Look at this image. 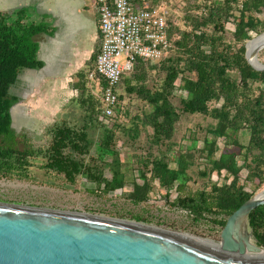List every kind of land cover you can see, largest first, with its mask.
<instances>
[{"label": "trees", "instance_id": "obj_1", "mask_svg": "<svg viewBox=\"0 0 264 264\" xmlns=\"http://www.w3.org/2000/svg\"><path fill=\"white\" fill-rule=\"evenodd\" d=\"M182 10L187 29L168 20V37L173 44L170 52L176 51L177 56L167 55L161 60L164 79L160 89L150 91L146 88L143 72L133 75L136 84L124 79L125 88L140 95L148 104L150 110L144 113L141 121L150 127L149 141L157 149L172 137L180 112L210 117L214 123L205 129L203 146L197 150L205 164L199 175L208 177L212 172L219 174L224 170L229 180L212 182L209 187L195 190L188 186L190 177L186 172L196 146L191 132L192 141L186 150L176 151L169 158L161 149L158 155L148 151L146 157L137 159L142 183L133 181L128 196L135 203L148 200L153 190L151 182L156 179L166 198L175 187L177 196L173 205L186 210L196 220L211 217L223 227L234 210L264 188V71L253 69L245 57L246 43L252 34L264 32V19L256 15L264 11V0H202L191 6L187 4ZM230 20L234 27L232 41L226 38V23ZM42 32H47L45 25L29 21L24 8L0 12V176L27 178L31 160L41 156L44 159L42 168L63 176L70 184L83 175L102 192L123 188L127 171L122 170L126 165L119 160L115 128L131 134L136 132V127L126 129L117 118L112 123L115 128L102 125L96 157L89 156L94 143L89 137L88 125L97 119L101 109H95L94 103V100H100L86 93L87 76L82 71L75 74L77 80L72 86L80 91L79 104L86 108L88 118L85 123L80 127H71L67 123L53 126L50 143L43 148L35 149L24 136L23 147L19 146L20 138L11 120V105L16 98L10 89L19 73L42 66L35 40ZM97 52L90 58L93 63ZM144 62L147 61L137 59L133 70L142 69ZM93 70L94 66L88 72ZM178 78L180 89L186 92V97L179 100V111L169 100ZM99 83L104 85L100 78ZM121 99L118 94L119 115ZM217 102L219 106L213 105ZM242 129L248 134L246 145L237 137V132ZM219 138L225 140L221 150L217 145ZM169 149L171 147H167ZM106 157L111 158L110 162H106ZM238 158L242 159V166L238 164ZM169 159H174L175 168L169 166ZM104 166L111 173L110 179L104 177ZM242 168L246 170L243 183ZM247 218L257 244L264 246V205L250 211Z\"/></svg>", "mask_w": 264, "mask_h": 264}, {"label": "rangeland", "instance_id": "obj_2", "mask_svg": "<svg viewBox=\"0 0 264 264\" xmlns=\"http://www.w3.org/2000/svg\"><path fill=\"white\" fill-rule=\"evenodd\" d=\"M202 0H168L170 16L168 19H172L174 24L181 29H187L186 23H184V8L187 4L193 5V3ZM90 5L91 1L86 0ZM198 4V3H197ZM91 20H94V16L91 13V8L85 13ZM257 17L264 19V11L257 13ZM233 23L232 20L226 23V38L229 41L233 40ZM264 33V32H262ZM260 33V34H262ZM260 34H252V38L247 43H250L252 39L256 38ZM78 47L90 48L93 46L91 40H87L84 36V40H72ZM249 45V44H248ZM263 45V44H262ZM261 45V46H262ZM99 42L94 46L93 51H97ZM264 47L256 52L255 57L249 56L252 64L264 65ZM168 56H177L176 51H172ZM67 63L64 70L73 71L75 68L74 61ZM123 62V58H122ZM160 62L150 63L144 62L141 68L132 70L130 73L125 74L123 80L118 85V94L122 96L121 99V115L117 116V121L126 129L135 128L136 132L127 134L123 132L121 128H115L113 125L111 128H115L116 149L118 151L120 163H124L126 166H122V170H126L125 185L123 188L116 189L111 192H102L99 187L92 182H89L85 176L80 175L76 178L74 184L68 183L63 176L54 174L44 168L43 157H34L31 162L32 165L28 168V177H2L0 176V202L14 203L20 205H30L48 209L64 210L71 212H79L97 216L111 217L116 219H122L127 221H137L149 226L160 228L174 233L190 235L198 239L208 240L215 243H220V234L222 226L216 224L211 217L203 219H194L190 213L186 210L179 208L177 205H173L172 202L177 196L175 187L169 191V197L164 196V191L159 187L156 179L152 180L153 190L149 193V199L140 203L133 202L128 193L132 190V182L141 184L142 179L139 176L140 165L137 163V159L146 157L148 151L151 154H160V149L169 158L174 155L176 151L186 150L192 141L191 132L194 133L193 137L196 139V146L194 150V158L188 168L186 174L189 175L188 186L192 189H198L202 186L209 187L210 183H222L226 179V172L223 170L221 173L212 172L208 177H202L199 175L200 170H203L204 163L200 159V154L197 151L203 146V134L205 129L212 125L214 121L204 115L200 114H185L179 113V119L175 124V129L170 140L167 144L160 146L157 149L150 143L149 137L151 136V130L149 126H144L142 123V117L144 113L149 112L150 108L148 104L143 101L140 95L135 92H129V89L125 88V80H130L131 84H136V80L133 79V75L144 74L143 85L150 91L160 89L164 79V72L160 68ZM80 65V63H78ZM94 63L88 60L84 67L80 70L85 74L91 70ZM34 72V71H32ZM64 73V72H63ZM38 78V80H37ZM42 76L38 75H26L28 91L37 85ZM70 81L67 83L69 91L72 90V83L76 82L77 77L73 73L68 77ZM95 80V78H94ZM179 78L175 81V86L172 94L169 96L170 102L179 111L180 98L186 97V92L180 89ZM87 91L93 90V96L97 99L99 91L96 89V82L89 80L86 85ZM32 87V88H30ZM73 91V90H72ZM70 95H61L57 102L50 101L53 98V94L50 92H44L43 95L46 98L43 103H39L38 107H35L36 102L29 100L25 102L24 107L17 110L12 109L13 122L12 127L18 134L19 146L22 145V137L28 138L31 145L35 149L43 148L50 143L51 135L50 130L53 126L60 123H67L71 127H80L87 120V113L84 111L86 108L82 107L79 102H75L73 98H76L73 92ZM86 96V95H84ZM71 98V99H70ZM36 99V98H35ZM100 100V99H99ZM96 108L100 111L101 103L96 102ZM31 104L34 107H31ZM219 106V102L213 104ZM119 114V113H118ZM98 120L100 122H98ZM104 123L100 120V113L97 115V119L88 125L89 137L93 141V146L90 149L89 156L96 157V143L99 140L101 128ZM210 137V136H209ZM238 140L244 145L248 142V134L242 129L237 132ZM225 140L223 138L217 139V145L220 150L224 147ZM167 147H171V150H167ZM219 151H217L218 155ZM88 156V157H89ZM88 158L86 157V160ZM106 162H110L111 158L106 157ZM238 164L242 166V159H237ZM128 165V168H127ZM169 166L171 168L176 167L174 159H169ZM104 177L111 178V173L107 166H104ZM146 171L147 169H143ZM148 171V170H147ZM246 174V170L242 168L241 182ZM150 174L147 172V177ZM245 190L249 191V187L245 186ZM258 192H256L257 194ZM255 194V195H256ZM141 220H136V219ZM247 231L251 234L250 241L257 247L264 248V246L258 245L253 237V231L248 224L247 218Z\"/></svg>", "mask_w": 264, "mask_h": 264}, {"label": "water", "instance_id": "obj_3", "mask_svg": "<svg viewBox=\"0 0 264 264\" xmlns=\"http://www.w3.org/2000/svg\"><path fill=\"white\" fill-rule=\"evenodd\" d=\"M260 205L254 195L227 217L221 248L137 221L0 202V264H264L233 238L239 213Z\"/></svg>", "mask_w": 264, "mask_h": 264}, {"label": "crops", "instance_id": "obj_4", "mask_svg": "<svg viewBox=\"0 0 264 264\" xmlns=\"http://www.w3.org/2000/svg\"><path fill=\"white\" fill-rule=\"evenodd\" d=\"M90 1L91 3L88 5L86 0H0V12H13L16 9L24 8L29 21L44 24L47 30V32L35 36L38 43L37 57L42 62V66L37 70L22 71L11 86L10 93L16 98V102L11 105L12 122L13 115L15 117L12 109L17 110L24 107L25 102H29V100L36 102L35 107L44 102L42 98L46 97L38 95L39 93L50 92L53 94V98L49 100L56 103V96L60 99L61 95H70L73 90L72 94L76 96L73 100L79 102L81 99L78 89L72 86V90L69 91L66 86L70 81L68 77L73 73L81 72L80 69L90 60L94 54L93 48L100 40L95 0ZM89 8H91L94 20L85 14ZM84 36L87 40H91L93 46L80 49L72 40H84ZM73 58L76 59L73 71L64 70L65 65ZM83 73L85 74V72ZM26 75H38L42 78L36 86L30 87L32 89L28 91ZM86 76V85L89 80L95 81L96 89L99 91V79L95 78L94 80L89 72L86 73ZM89 93L92 96L94 94L93 90H90ZM31 107L34 106L31 104Z\"/></svg>", "mask_w": 264, "mask_h": 264}, {"label": "built area", "instance_id": "obj_5", "mask_svg": "<svg viewBox=\"0 0 264 264\" xmlns=\"http://www.w3.org/2000/svg\"><path fill=\"white\" fill-rule=\"evenodd\" d=\"M95 9L100 44L91 76L104 81L99 84L100 120L110 128L119 115L118 84L125 73L137 59L155 63L173 48L170 12L168 0H95Z\"/></svg>", "mask_w": 264, "mask_h": 264}, {"label": "bare ground", "instance_id": "obj_6", "mask_svg": "<svg viewBox=\"0 0 264 264\" xmlns=\"http://www.w3.org/2000/svg\"><path fill=\"white\" fill-rule=\"evenodd\" d=\"M262 44H264V33L252 39L250 43H247V51H248L247 55L249 54V56H251L252 52H254ZM253 65L256 67L264 66V65H259V64L257 65L253 64ZM256 195L258 199H264V188H262V190H259V192ZM234 231H235L233 234L234 240H236V242H240L245 247V253L243 255V258L245 259H264V248L257 247L254 244H252L250 241L251 234L247 231V216H246L245 211L239 213L236 219ZM179 235L186 237L188 239H191V240L207 243V244L222 248V244L220 243L198 239L196 237H192L190 235H185V234H179Z\"/></svg>", "mask_w": 264, "mask_h": 264}]
</instances>
